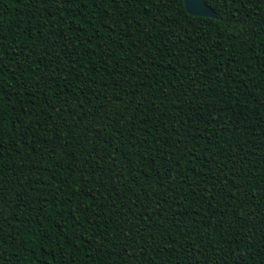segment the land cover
Here are the masks:
<instances>
[{
	"label": "trees",
	"instance_id": "16d2710c",
	"mask_svg": "<svg viewBox=\"0 0 264 264\" xmlns=\"http://www.w3.org/2000/svg\"><path fill=\"white\" fill-rule=\"evenodd\" d=\"M0 0V264H264V0Z\"/></svg>",
	"mask_w": 264,
	"mask_h": 264
},
{
	"label": "water",
	"instance_id": "95a60500",
	"mask_svg": "<svg viewBox=\"0 0 264 264\" xmlns=\"http://www.w3.org/2000/svg\"><path fill=\"white\" fill-rule=\"evenodd\" d=\"M182 2L188 15L207 18L215 17L212 10L204 4L203 0H182Z\"/></svg>",
	"mask_w": 264,
	"mask_h": 264
}]
</instances>
